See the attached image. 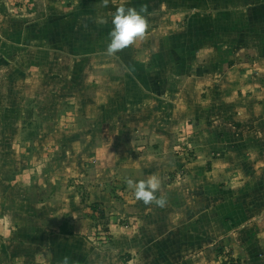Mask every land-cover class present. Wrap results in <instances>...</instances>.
Returning a JSON list of instances; mask_svg holds the SVG:
<instances>
[{
    "label": "rangeland",
    "instance_id": "374dc122",
    "mask_svg": "<svg viewBox=\"0 0 264 264\" xmlns=\"http://www.w3.org/2000/svg\"><path fill=\"white\" fill-rule=\"evenodd\" d=\"M73 2L26 0L30 9L0 21V264H264V99L247 100L246 113L223 123L231 104L204 102L202 86L184 98L147 91L134 52L122 51L134 70L94 53L85 11L50 43H28L30 23L72 13ZM142 39L135 49L155 48ZM215 124L227 146L215 142ZM153 175L162 181L157 196L185 211L171 222L161 214L169 207L150 204L144 228L134 219L145 204L126 181ZM207 183L211 215L200 205L187 219L186 205ZM238 205L253 213L251 225L240 224Z\"/></svg>",
    "mask_w": 264,
    "mask_h": 264
},
{
    "label": "crops",
    "instance_id": "0c3cea01",
    "mask_svg": "<svg viewBox=\"0 0 264 264\" xmlns=\"http://www.w3.org/2000/svg\"><path fill=\"white\" fill-rule=\"evenodd\" d=\"M25 1L0 0V21L8 18V11L19 9L18 7L21 5V7L27 8L28 6L23 3ZM28 1L32 6L38 7L39 4L47 0ZM122 4L137 10L141 7L146 8L145 15L149 20V29L142 40L143 42L151 40L155 48L148 50L150 47H147L146 42L144 44L147 46L143 45L141 48L135 49L132 45L128 48L135 54L133 60L142 66V69H137L138 72H135L144 89L151 92L158 91L160 95L165 97L184 98L187 96L186 94L191 96L195 93L194 88L202 86L205 92L204 102H208V99L212 98L219 101L221 107L223 105L227 108L232 106L234 112L232 110L220 112V115H226L225 118L221 117L220 121L223 123L224 120L233 118V116L237 118L236 111L239 115L246 113L248 109H246L245 102L247 100L256 97L264 99V0H109L108 7H103L100 0H74V8L68 12L75 10L78 14L72 15L75 12L72 11V13H63L57 18L51 19L49 16L46 19L30 23L33 28L28 30V43L35 40L31 39L35 36L40 37L39 41L50 43L52 31L61 33L60 31L63 32L67 26L69 27L68 31H71L76 26L75 18L82 17L80 15L84 14L85 11L91 19L89 33L93 45L92 49L95 51L94 53L105 54V49L109 43V32L112 29L113 13ZM30 8L28 7V9ZM28 14L34 15V13ZM65 14H69V18ZM104 20H106L104 31H101L100 25L103 23L101 21ZM36 25L44 29L41 34L35 32L34 27ZM172 49L177 50L175 53L177 55L176 60L179 59L180 65H183V69L180 71L173 70V65H176L175 61L171 63L165 61V57L169 59V51ZM139 50L144 52L145 58L136 56ZM122 54L120 52L114 58L120 60L125 69H133L128 62L123 60ZM163 64H168L166 66L170 68V72H167L166 76L160 70ZM151 78L152 82H150ZM190 82L194 83V87L189 89ZM185 92L187 93L184 94ZM229 104H231L230 107ZM235 107L236 109H234ZM205 121V124L208 125L209 120L206 119ZM237 122L240 121H236L235 125ZM208 128L212 127L209 125ZM213 130V136H217L215 131L218 130V137H216L215 142H218L222 147L227 146L228 139L219 135L223 129L216 127L215 124ZM225 130L222 132L224 133ZM199 135L200 132H195L192 134L193 137L187 138L194 140V138H199ZM242 136L246 135L242 134ZM233 143L234 145L237 144L236 141ZM218 157L222 158L221 156ZM238 158L240 159L241 156ZM224 171L228 174L227 170ZM191 180L194 181L193 178ZM195 180L198 185L204 184V180L196 178ZM205 186L207 187L205 188L203 185L202 189L197 186L200 190L198 193L200 196L186 205L187 219L194 221V208L200 205H203L204 214L206 212V214L211 215V189L209 183ZM248 187L238 194L244 193ZM192 192L194 193V191ZM237 198L235 196V199ZM148 206L150 205H141L139 214L134 219L136 223L140 222V219L141 221L145 219L144 228L148 218H151L146 211ZM165 206L169 207L171 212L170 214L166 213V215L161 213L162 217H166V220L171 222L177 218L179 221V217L182 219L181 214L185 210L179 213V211L177 212L178 205ZM236 209L239 211L237 217L240 218V224L243 226L251 225L250 218L253 213L250 212L247 217L250 209L246 208V205H238ZM152 214L154 215L155 212ZM132 228L136 227L133 226ZM137 235L136 232L128 234L132 238Z\"/></svg>",
    "mask_w": 264,
    "mask_h": 264
},
{
    "label": "clouds",
    "instance_id": "9594fccd",
    "mask_svg": "<svg viewBox=\"0 0 264 264\" xmlns=\"http://www.w3.org/2000/svg\"><path fill=\"white\" fill-rule=\"evenodd\" d=\"M100 3L103 7H108L109 0H100ZM145 13L146 8L144 7L137 10L123 4L115 9L111 20L112 29L109 32V43L105 49L107 56L117 57L118 53L129 48L146 35L149 29V20ZM126 183L133 190L137 201H142L145 205L155 204L159 207L166 205V196L164 194L157 196L162 186V181L158 176L153 175L138 182L128 179ZM61 264H69L68 257H64Z\"/></svg>",
    "mask_w": 264,
    "mask_h": 264
},
{
    "label": "trees",
    "instance_id": "16d2710c",
    "mask_svg": "<svg viewBox=\"0 0 264 264\" xmlns=\"http://www.w3.org/2000/svg\"><path fill=\"white\" fill-rule=\"evenodd\" d=\"M176 52H177L176 49H175V50L172 49V50L169 51V61H170V62L175 61V64H176V65H173L172 68H173V70L176 69L177 71H180L181 69H183V65H180L181 62L178 61L179 59L176 60V56H177V55L175 54ZM171 55H172V58H171ZM159 58H160V57H159ZM149 67H150V65L148 66V68H149Z\"/></svg>",
    "mask_w": 264,
    "mask_h": 264
}]
</instances>
